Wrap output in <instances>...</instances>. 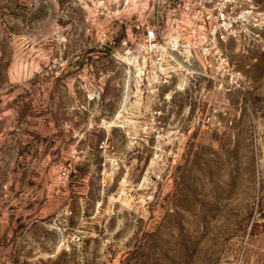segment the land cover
<instances>
[{"label":"rangeland","instance_id":"rangeland-1","mask_svg":"<svg viewBox=\"0 0 264 264\" xmlns=\"http://www.w3.org/2000/svg\"><path fill=\"white\" fill-rule=\"evenodd\" d=\"M133 12L0 0V264H264V30L227 91L139 55Z\"/></svg>","mask_w":264,"mask_h":264},{"label":"built area","instance_id":"built-area-1","mask_svg":"<svg viewBox=\"0 0 264 264\" xmlns=\"http://www.w3.org/2000/svg\"><path fill=\"white\" fill-rule=\"evenodd\" d=\"M130 43L154 66L185 58L198 75L222 90L238 86L240 74L229 43L247 34L254 22L264 30V10L253 0H131Z\"/></svg>","mask_w":264,"mask_h":264}]
</instances>
